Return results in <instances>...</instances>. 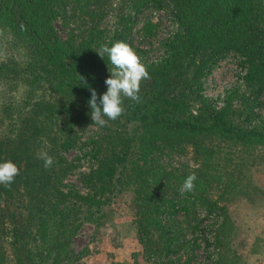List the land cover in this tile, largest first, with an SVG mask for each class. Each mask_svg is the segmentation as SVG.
I'll return each mask as SVG.
<instances>
[{
	"label": "trees",
	"instance_id": "1",
	"mask_svg": "<svg viewBox=\"0 0 264 264\" xmlns=\"http://www.w3.org/2000/svg\"><path fill=\"white\" fill-rule=\"evenodd\" d=\"M71 1L80 24L61 38L52 22L65 0H0V38L8 35L23 55L21 63L0 57V85L7 90L27 85L20 104L0 98V264L70 261L79 225L97 220L101 206L124 183L132 135L137 163L129 177L136 181L131 200L137 237L142 241L151 229L164 237L165 247L176 237L161 218L176 211L186 218L192 200L212 212L214 202L201 200L193 173L164 168L152 156L178 152L201 135L264 147V114L253 111L264 91V0H124L135 12L148 5L167 8L174 30L162 43L161 58L141 65L123 83L113 81L108 70L126 59L124 39L132 21L125 18L119 30L108 33L100 26L106 0ZM152 27L142 29L149 33ZM229 53L245 65L243 79L252 86L239 111L242 124L232 120L230 96L214 110L199 94L201 78ZM45 91L51 94L46 101ZM194 99L202 113H185ZM90 114L120 129L130 123V133L106 126L104 146L89 140L96 166L81 177L86 192L63 191L59 183L66 170L59 152L73 145L72 126ZM41 115L61 116L58 135L50 128L40 132ZM37 147L42 156L34 155ZM180 187L177 199L162 193L177 194Z\"/></svg>",
	"mask_w": 264,
	"mask_h": 264
},
{
	"label": "rangeland",
	"instance_id": "2",
	"mask_svg": "<svg viewBox=\"0 0 264 264\" xmlns=\"http://www.w3.org/2000/svg\"><path fill=\"white\" fill-rule=\"evenodd\" d=\"M105 3V13L100 19V26L105 31L119 30L125 18L132 21L130 34L124 39L126 59L121 67L108 70L113 81L123 83L141 65L161 58L162 43L172 34L174 24L167 8L148 5L135 12L124 0H106ZM75 8L76 3L65 0L52 22L59 37L63 38L68 30L74 33L80 24ZM147 23L153 25L149 33L142 29ZM8 56L14 62L23 60L20 49L8 35L3 34L0 57ZM244 73L245 65L238 56L229 53L200 80L199 94L209 100L214 110L220 109L226 97L230 96L229 107L234 112L232 120L238 124H242L239 111L243 107V99L250 98L252 89L245 83ZM26 86L16 85L7 90L1 84L0 98L10 97L20 104ZM49 95L50 92L45 91L44 101L50 99L47 98ZM253 111L264 114V91L257 94ZM185 113L201 114L202 104L195 99L188 101ZM60 118L41 115L40 125L44 129L40 132L46 133L50 128L58 135L57 129L62 127ZM106 126L111 130L120 129L98 114L87 115L72 126L70 137L73 145L59 152L64 160L62 171L66 170L60 178L61 190L86 192L81 177L96 166L95 160L89 156V140L95 139L97 145L104 146L108 133ZM130 129L131 124L128 123L120 133L128 135ZM135 145L132 135L130 153L122 168L124 183L116 186L117 191L111 194L109 202L101 206L102 215L97 220L84 221L79 225L70 245L73 257L66 264H264L263 146H246L215 135H201L195 138V143L183 144L178 152L163 151L152 156V160L155 158L164 168L193 173L199 179L201 200L214 202L212 212H208L204 204L192 200V203H187L189 212L186 218L181 211L173 213L172 218H161L166 231L171 230L168 233L176 237L169 247H165L164 237L151 229L142 241L137 237L138 219L131 200L136 181L129 177L137 163ZM34 155L42 156L41 149L35 148ZM125 180L129 183L125 184ZM176 192L174 194L169 189L162 193L165 197L177 199L183 190L180 187Z\"/></svg>",
	"mask_w": 264,
	"mask_h": 264
}]
</instances>
